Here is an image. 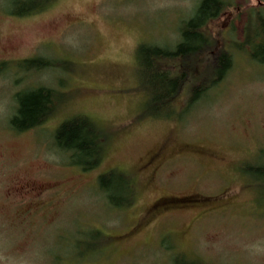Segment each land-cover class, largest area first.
<instances>
[{"label": "rangeland", "instance_id": "374dc122", "mask_svg": "<svg viewBox=\"0 0 264 264\" xmlns=\"http://www.w3.org/2000/svg\"><path fill=\"white\" fill-rule=\"evenodd\" d=\"M198 1L53 0L20 17L0 0V264H264V175L244 171L263 161L264 63L235 47L260 1L231 0L207 27L232 57L221 82L188 106L192 76L205 70L196 58L173 116L144 114L137 48H172ZM33 57L54 65L15 67ZM41 85L65 101L43 125L12 131L15 93ZM80 114L109 134L88 172L52 142L58 124ZM111 169L130 177L131 206H111L99 191Z\"/></svg>", "mask_w": 264, "mask_h": 264}, {"label": "trees", "instance_id": "16d2710c", "mask_svg": "<svg viewBox=\"0 0 264 264\" xmlns=\"http://www.w3.org/2000/svg\"><path fill=\"white\" fill-rule=\"evenodd\" d=\"M53 0H9V14L29 16L43 11ZM246 11L243 40L235 43L239 50L247 52L256 63H264V0ZM232 7L231 0H200L193 14L182 22L179 41L170 49L157 45L140 44L137 48V78L139 90L144 93V114L168 118L173 116L175 103L190 78L194 60L204 65L205 70L198 77L192 76L196 85L187 91V105L204 97L210 88L221 82L232 66V57L224 48L216 50V40L207 30L210 22ZM216 55L214 56V54ZM215 57V58H214ZM189 60L191 64H185ZM176 62V65H175ZM7 62H1L5 68ZM19 70H43L52 67L53 62L42 57L16 61ZM192 72V71H191ZM66 94L54 88L41 85L37 88L16 92L15 107L9 118V128L17 133L43 125L65 101ZM189 103V104H188ZM107 131L85 115H76L63 120L53 131L52 142L59 153L69 158L71 165L88 172L96 169L103 161ZM261 163L248 164L244 171L255 176L264 175V151ZM101 194L109 205L128 207L133 201V183L128 175L111 169L98 176ZM92 237L101 233L90 232Z\"/></svg>", "mask_w": 264, "mask_h": 264}, {"label": "flooded vegetation", "instance_id": "af4514ba", "mask_svg": "<svg viewBox=\"0 0 264 264\" xmlns=\"http://www.w3.org/2000/svg\"><path fill=\"white\" fill-rule=\"evenodd\" d=\"M158 161V156L157 155H153L152 157H150L145 163H144V165H143V167L145 168V169H154L155 168V164H156V162ZM166 199H168V198H162V199H160V200H158V201H156L155 203H153L152 205H156V204H159L160 202H162L163 200H166ZM177 199H180V198H177ZM151 205V206H152ZM150 206V207H151Z\"/></svg>", "mask_w": 264, "mask_h": 264}]
</instances>
